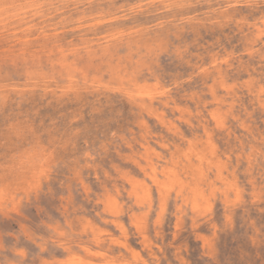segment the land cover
Instances as JSON below:
<instances>
[{
    "label": "rangeland",
    "instance_id": "rangeland-1",
    "mask_svg": "<svg viewBox=\"0 0 264 264\" xmlns=\"http://www.w3.org/2000/svg\"><path fill=\"white\" fill-rule=\"evenodd\" d=\"M71 263L264 264V0H0V264Z\"/></svg>",
    "mask_w": 264,
    "mask_h": 264
},
{
    "label": "bare ground",
    "instance_id": "bare-ground-1",
    "mask_svg": "<svg viewBox=\"0 0 264 264\" xmlns=\"http://www.w3.org/2000/svg\"><path fill=\"white\" fill-rule=\"evenodd\" d=\"M131 99V98H130ZM187 141V140H186ZM203 151V150H202ZM162 158V157H161ZM175 161V160H174ZM185 163H187L186 161H185ZM173 166V165H172ZM181 166V165H180ZM165 168V167H164ZM176 168V167H175ZM183 168H184V166H183ZM190 168V167H189ZM153 169V168H152ZM178 169V168H177ZM154 170V169H153ZM187 170V169H186ZM191 171V170H190ZM189 171V172H190ZM193 171H194V169H193ZM154 174V173H153ZM194 175V174H193ZM158 176V175H157ZM160 176V175H159ZM161 176H163V175H161ZM152 177V176H151ZM182 177V176H181ZM185 177V176H184ZM186 177H188V176H186ZM194 177V176H193ZM186 179V178H185ZM190 179H191V177H190ZM197 181V180H196ZM166 181H164V183H165ZM182 182V181H181ZM175 184V183H174ZM173 184V185H174ZM180 184V183H179ZM192 184V183H191ZM134 185H135V183H134ZM176 185H177V183H176ZM3 186V185H2ZM159 186V185H158ZM175 186V185H174ZM185 187H186V184L184 185ZM187 186H188V184H187ZM174 188V187H173ZM158 189V188H157ZM139 192V191H138ZM151 193V192H150ZM171 194V193H170ZM174 195V194H173ZM156 201V200H155ZM171 201V200H170ZM115 203V202H114ZM159 204V203H158ZM113 205H111V207H112ZM115 206V205H114ZM113 208V207H112ZM111 209V208H110ZM109 209V210H110ZM114 209H116V207L114 208ZM159 210V209H158ZM152 211V210H151ZM113 212V211H112ZM153 212V211H152ZM111 213V212H110ZM144 213H146V210H145V212ZM188 214V213H187ZM132 216V215H131ZM157 218V217H156ZM135 219V218H134ZM178 219V218H177ZM134 226H135V224H134ZM83 248V247H82ZM85 249V248H84ZM88 251V250H87ZM89 252H92V251H89ZM135 253V252H134ZM133 253V254H134ZM135 255V254H134ZM72 264V263H71Z\"/></svg>",
    "mask_w": 264,
    "mask_h": 264
}]
</instances>
